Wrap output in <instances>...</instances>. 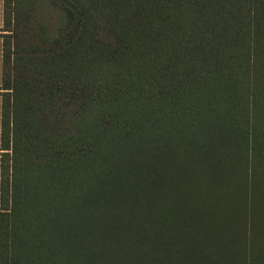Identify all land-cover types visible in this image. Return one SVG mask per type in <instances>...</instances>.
<instances>
[{"label":"trees","instance_id":"16d2710c","mask_svg":"<svg viewBox=\"0 0 264 264\" xmlns=\"http://www.w3.org/2000/svg\"><path fill=\"white\" fill-rule=\"evenodd\" d=\"M0 264H264V0H3Z\"/></svg>","mask_w":264,"mask_h":264},{"label":"rangeland","instance_id":"374dc122","mask_svg":"<svg viewBox=\"0 0 264 264\" xmlns=\"http://www.w3.org/2000/svg\"><path fill=\"white\" fill-rule=\"evenodd\" d=\"M2 6L3 0H0V28L2 27ZM1 39H0V74H1ZM0 85H1V75H0Z\"/></svg>","mask_w":264,"mask_h":264},{"label":"crops","instance_id":"0c3cea01","mask_svg":"<svg viewBox=\"0 0 264 264\" xmlns=\"http://www.w3.org/2000/svg\"><path fill=\"white\" fill-rule=\"evenodd\" d=\"M0 100H1V97H0ZM0 116H1V101H0Z\"/></svg>","mask_w":264,"mask_h":264}]
</instances>
